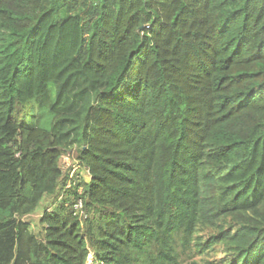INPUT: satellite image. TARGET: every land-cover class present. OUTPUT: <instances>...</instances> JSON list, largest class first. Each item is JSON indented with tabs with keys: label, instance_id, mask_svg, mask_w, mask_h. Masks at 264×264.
<instances>
[{
	"label": "trees",
	"instance_id": "trees-1",
	"mask_svg": "<svg viewBox=\"0 0 264 264\" xmlns=\"http://www.w3.org/2000/svg\"><path fill=\"white\" fill-rule=\"evenodd\" d=\"M0 264H264V0H0Z\"/></svg>",
	"mask_w": 264,
	"mask_h": 264
},
{
	"label": "rangeland",
	"instance_id": "rangeland-1",
	"mask_svg": "<svg viewBox=\"0 0 264 264\" xmlns=\"http://www.w3.org/2000/svg\"><path fill=\"white\" fill-rule=\"evenodd\" d=\"M71 151L69 152V156L71 155ZM73 156L68 157V156H64L62 157V159L60 160V167L63 171H68V169H71L70 175H78L80 176V180L81 181H87L88 180V175L86 173V171L82 168H80L77 164V162L75 160H73L74 154H72ZM50 201V199H45L43 200L40 205L37 207V209L35 210V212L32 215H29L27 217L24 218V221L28 222L31 226V228L33 229V231H38L39 229V225H38V219L40 218V214L42 211V206L45 204H48V202ZM191 260H197V259H191ZM186 262V260H185Z\"/></svg>",
	"mask_w": 264,
	"mask_h": 264
},
{
	"label": "built area",
	"instance_id": "built-area-1",
	"mask_svg": "<svg viewBox=\"0 0 264 264\" xmlns=\"http://www.w3.org/2000/svg\"><path fill=\"white\" fill-rule=\"evenodd\" d=\"M86 173H87V172H86ZM74 209H75L76 211H81V209H82V203H81V201H78L77 204L74 205ZM81 213H82V212H81Z\"/></svg>",
	"mask_w": 264,
	"mask_h": 264
},
{
	"label": "water",
	"instance_id": "water-1",
	"mask_svg": "<svg viewBox=\"0 0 264 264\" xmlns=\"http://www.w3.org/2000/svg\"><path fill=\"white\" fill-rule=\"evenodd\" d=\"M69 153V152H68Z\"/></svg>",
	"mask_w": 264,
	"mask_h": 264
}]
</instances>
